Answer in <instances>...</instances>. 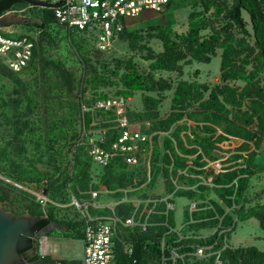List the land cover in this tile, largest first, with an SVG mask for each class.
<instances>
[{"label": "trees", "instance_id": "1", "mask_svg": "<svg viewBox=\"0 0 264 264\" xmlns=\"http://www.w3.org/2000/svg\"><path fill=\"white\" fill-rule=\"evenodd\" d=\"M199 1L205 11L213 6L216 14L224 15L228 25L236 24L244 34L252 37L251 52L256 60L253 70L246 75L245 65L248 59L246 57L242 61L238 59L240 51L233 45L231 33L225 32L222 39L221 32L214 30L208 37H203L199 32L205 28V25L198 22L195 14L191 13L186 33L177 34L166 23L148 25V35L158 38L163 50L152 55L153 62L146 77L137 73L132 60H117L116 67H123L124 72L121 77L128 88L117 95L127 98L132 90L155 92L168 90L172 88L171 84L166 81L162 83L155 81L154 71H176L178 75H182L183 65L179 63L181 60L187 58V63L192 61L209 63L216 53V48L221 47L218 83L210 87L206 83L179 79L172 89L171 109L166 116H158L157 106L160 99L151 95L143 96L141 111L126 106V115L130 123L148 121L149 132L170 131L176 122L183 120L171 130L175 143L170 138L160 135L162 145L159 142V135L153 137L154 148L151 158L153 182L159 171L167 177L170 170L174 173L177 169L185 168L188 165V156L195 155L190 159V164L194 167H202L209 161L215 160H220L224 164V171L219 173H215L211 167L202 170L190 168V172L203 174L205 177L211 176L212 185H198L196 191L189 189L176 192V197L189 200L201 199L200 201L203 202L200 205L205 206L209 203L213 206L196 213L195 219L213 215V209L223 213L224 208L220 200L226 205H231L234 201L239 206L236 210L239 221L255 217L259 221V227L264 230V203L257 202L245 209V204L251 203L252 198L244 196L248 193V187H251L250 178L255 175L263 177V188L260 190L262 193L256 192L255 198L261 199L264 194V151L260 150L264 142V88L260 84L261 80L256 78L259 72L264 70V0H231L229 6L225 3L217 5L212 0ZM174 3L175 0H170L165 10L174 6ZM27 5L30 6L23 0H0V14ZM39 9L41 13L38 22L35 23L36 27L42 31L51 24L64 27L72 46L83 59L85 70L90 61L88 56L106 52L96 49L94 41L87 39L83 33L71 31L60 24L52 8L39 7ZM244 12L249 17L251 33L246 28ZM31 37L34 42L33 55L28 66L23 70L12 71L0 58V128L3 127L4 122L9 124L6 135L0 136V175L28 185L30 188L40 184L48 201L42 204L31 193L2 179H0V201L7 210L16 213L27 211L33 215L44 216L40 221L41 226H45L51 220L69 226V231L80 238L83 237L81 217L68 221L57 220L54 215L57 202L69 200L72 194L79 199H88L90 188L99 189L101 185L114 192L99 194L98 199L118 198L121 195L118 189L134 185L131 177L135 172L120 155H115L105 166H97L101 169L99 172L93 173L94 163L88 153V141L84 139L82 142V129L105 128L103 140L98 142L104 149L109 147L119 132L117 122L114 120L116 115L112 110L92 108L95 100L109 96L96 90L100 85L96 78L91 79L90 83H82V80L79 83L77 111L82 129L75 132L73 139L64 143V156L58 154L56 142L48 137L41 125L43 118L39 107L40 89L33 77L38 66V51L35 39ZM140 37L139 30L128 31L127 26L118 35V39H130L133 47L137 45ZM237 43L242 44L239 41ZM24 74L32 77L24 80ZM7 77L10 83H3L2 81ZM128 79L131 81L129 82ZM238 80H244L245 85L242 87L237 85L235 82ZM69 86L72 89L71 83ZM91 87L96 90L94 96H85V90ZM9 92L15 93L16 96H5ZM194 104H197V107H194ZM84 107L86 109L83 110ZM184 118L193 121L198 130L192 129ZM187 129L193 131V137L186 134L183 140L180 133ZM231 139L240 140V145L235 151L223 149L220 144ZM185 144L195 146L187 147ZM229 152H232L231 155L224 160L225 154ZM63 159L64 163H62ZM134 169L141 170L139 166H135ZM233 180L237 183L235 199L229 197L233 189L228 184ZM195 181L193 179V182ZM142 182L139 179L135 184ZM152 186V182L147 183L145 189L148 190ZM167 186L169 189L173 188L172 185ZM9 188L19 189L30 200L23 211L12 208L13 200L7 192ZM130 209V203H120L115 210L119 217H125L129 215ZM89 211L92 214L109 213L106 208H89ZM227 219L231 221V216L228 215ZM209 223L212 224L214 221ZM209 223H194L193 226L200 227ZM163 229L162 226H153L147 231H141L137 227L120 225L113 240L115 257L111 264H160L162 250L159 240ZM129 248L132 250L131 253L128 252ZM163 252L169 253L167 249ZM222 258L225 260L224 264H264V251L253 243L238 245L233 249H225ZM178 264L182 263L179 261ZM186 264L207 263L198 260L191 262L186 258Z\"/></svg>", "mask_w": 264, "mask_h": 264}, {"label": "built area", "instance_id": "2", "mask_svg": "<svg viewBox=\"0 0 264 264\" xmlns=\"http://www.w3.org/2000/svg\"><path fill=\"white\" fill-rule=\"evenodd\" d=\"M50 4L57 21L67 29L77 33H83L90 37L96 49L100 51L109 50L113 42L118 38L119 33L128 25V19L138 16L145 10L163 12L170 0H40ZM16 14H23L25 8H13ZM5 11V12H7ZM3 26H0V58L3 59L9 69L19 72L28 66L32 55L34 42L30 34L12 36L4 33ZM127 98L116 95L95 100L92 108L112 110L116 117L119 132L108 148H102L98 142H102L105 134L103 129H82V139L88 141V153L93 163L103 167L115 155H120L125 163L132 167L135 174L131 177L134 185L127 188H120L121 195L117 198H109L101 202L99 194L113 193L104 185L99 189L89 190L90 198L79 199L72 195L71 205L79 213L83 224V253L74 264H111L115 257L114 237L117 235L120 225L123 227H137L141 231H147L153 226H162L163 232L160 236V247L162 250L160 264H186V258L191 261H202L207 264H224L222 252L225 249H233L238 245H248L236 241L235 228L239 219L236 215L238 205L232 202L226 205L221 202L224 212L219 213L213 209V215L194 218V215L207 208H213L209 203L200 205V200H189L184 197H176L178 190H195L198 185H212L211 176L190 172V168L196 170L211 167L215 173L224 171V164L220 160L209 161L202 167L191 165L188 156V165L183 169H177L174 173H168L165 177L161 171L153 182L151 169L152 150L154 148V135H161L170 138L175 143L170 131L149 132V122L130 123L126 115ZM83 109H86L85 107ZM190 132L191 130L188 129ZM189 137H193L190 132ZM186 131L180 135L184 140ZM160 136V137H161ZM159 137V138H160ZM186 145V144H185ZM192 147L195 145H186ZM198 152L200 149L198 148ZM141 168L140 171L134 169ZM0 179L23 189L36 197V200L45 204L48 201L44 190L32 189L20 182L0 175ZM141 184H135L138 180ZM193 179L196 181L193 182ZM153 186L146 190L147 183ZM172 185L173 188L169 189ZM232 187L233 193L229 196L236 198V180L228 184ZM137 192V193H134ZM184 198L187 203L180 211H177L175 199ZM120 203H130L129 215L119 217L116 213V206ZM89 208L104 209L109 213L92 214ZM231 216V221L227 216ZM214 221V223H209ZM228 221V223H226ZM209 223L200 227H194V223ZM233 237V242L231 238ZM252 244V243H250ZM164 249L168 250L165 254ZM131 248L128 252L131 253ZM49 264H70L62 259H54ZM60 260V261H58ZM63 263H62V262Z\"/></svg>", "mask_w": 264, "mask_h": 264}, {"label": "rangeland", "instance_id": "3", "mask_svg": "<svg viewBox=\"0 0 264 264\" xmlns=\"http://www.w3.org/2000/svg\"><path fill=\"white\" fill-rule=\"evenodd\" d=\"M213 3L220 5L221 3L231 4V0H212ZM40 6L27 5L23 14L22 23L8 24L3 26L4 33L12 36L20 34H30L34 37L36 42V50L38 51L37 68L33 75L35 83H38L40 89V110L42 114L41 125L45 130L48 137L55 141V147L59 155H63L64 143L69 139H73L75 132L82 129L80 120L78 118V85L79 83H90V80L96 78L100 85L96 88L97 91L106 93L109 96H116L122 91L128 89L124 80L122 79L123 67H116L117 60L127 61L132 60L134 67L138 74L146 77L150 64L153 62L152 55L159 53L163 50L162 43L158 38L150 37L148 35V25L166 23L171 26V29L177 34L186 33L188 31V22L191 13L195 14L198 22L205 25V28L200 30V35L208 37L214 30L221 32V38L225 36V32L233 35V45L240 51L237 56L242 61L245 57L248 62L245 65V73L248 75L251 70L256 66V60L251 52L253 46V39L251 36L244 34L240 27L236 24L228 25L224 15L216 14L215 8L212 6L208 10H204L203 4L198 0H175L174 6L163 12H155L153 10H145L138 16L128 19V31L137 29L140 31L141 37L137 45L133 47L130 39L122 40L116 39L112 47L104 53L92 54L88 56L86 70L84 69L83 59H81L75 48L72 46L67 30L59 25L51 24L45 30H40L36 27L35 23L38 22V16L41 13ZM244 20L246 21V28L251 33L249 17L244 12ZM85 36V35H84ZM87 39L91 40L87 35ZM242 42V44H238ZM222 48L217 47L216 53L209 63H202L192 61L187 63V58L181 60L179 63L183 65V74L178 75L176 71H154L153 78L155 81L162 83L166 81L171 84L172 88L163 91H144L132 90L131 94L127 97V106L135 111L143 109V96L151 95L159 98L157 106L158 116L164 117L170 112L171 97L173 87L179 79L187 81H197L198 83H206L210 87L220 81V59ZM239 63V62H238ZM32 77V76H31ZM30 76L24 74L23 79H29ZM256 78L261 80L260 84L264 88V70H261ZM129 82L131 79H128ZM3 83H10L8 77L5 78ZM72 84V89L69 87ZM242 87L245 85L244 80L235 82ZM91 86V85H90ZM94 88H87L85 96L93 97L96 92ZM207 95V93H205ZM5 96L15 97L16 94L9 92ZM197 107V104L193 105ZM84 110V109H83ZM185 119V118H184ZM186 120V119H185ZM95 123L96 118L94 119ZM183 120L176 122L171 130L175 129L177 125L182 123ZM187 124L192 129L198 128L193 121L186 120ZM9 124L4 122L0 128V136H5ZM189 130H186V134ZM190 132V131H189ZM193 135V131L190 132ZM185 134V135H186ZM162 144L161 137L159 138ZM163 145V144H162ZM223 149H230L235 151L237 146L240 145V140L231 139L220 144ZM59 146L60 148H58ZM261 151H264V142L261 146ZM232 152L226 153L224 160L228 159ZM64 163V159L62 161ZM101 169L96 164L93 165V173L99 172ZM95 175V174H94ZM2 176V175H1ZM261 176V175H260ZM258 175L250 178V185L248 193L244 196L252 198L251 203L245 204V209L250 208L255 203H264V194L260 198H255V193H262L260 190L263 188V177ZM7 192L13 200L12 208L23 211L25 205L29 203L28 197L25 196L19 189L9 188ZM73 195V194H72ZM64 202H57L54 207L55 218L59 221H68L72 218L79 216L76 208L71 205V198ZM211 197V194L209 195ZM209 196L207 198H209ZM215 197L214 195L212 196ZM104 202L106 200H100ZM177 204V211L187 203L184 198L175 199ZM12 204V203H11ZM8 207V205H6ZM11 208V207H10ZM80 217V216H79ZM65 226V225H64ZM56 232H62L65 235H72L69 228L54 229ZM236 241L240 243L255 244L258 248L264 251V230L259 227V221L255 217H248L244 221H239L235 228ZM233 242V237L231 238Z\"/></svg>", "mask_w": 264, "mask_h": 264}, {"label": "water", "instance_id": "4", "mask_svg": "<svg viewBox=\"0 0 264 264\" xmlns=\"http://www.w3.org/2000/svg\"><path fill=\"white\" fill-rule=\"evenodd\" d=\"M23 1L32 6H56V4L40 0ZM22 21L23 16L12 11L0 14V26L22 23ZM42 218L44 216L33 215L27 211L16 213L7 210L0 201V264H49L55 261L41 258L42 237L52 229L69 228V226H64L55 220L41 226ZM33 253L35 258L31 257Z\"/></svg>", "mask_w": 264, "mask_h": 264}, {"label": "crops", "instance_id": "5", "mask_svg": "<svg viewBox=\"0 0 264 264\" xmlns=\"http://www.w3.org/2000/svg\"><path fill=\"white\" fill-rule=\"evenodd\" d=\"M34 187L31 188L35 190L41 189L40 184ZM41 241L40 255L43 259H62L72 263L78 260L83 253V239L82 237L74 236L73 233L72 235H65L52 229L46 236L42 237Z\"/></svg>", "mask_w": 264, "mask_h": 264}, {"label": "flooded vegetation", "instance_id": "6", "mask_svg": "<svg viewBox=\"0 0 264 264\" xmlns=\"http://www.w3.org/2000/svg\"><path fill=\"white\" fill-rule=\"evenodd\" d=\"M31 257H32V258H35V254L33 253V254L31 255ZM41 258H42V257H41ZM42 259H43V258H42Z\"/></svg>", "mask_w": 264, "mask_h": 264}]
</instances>
